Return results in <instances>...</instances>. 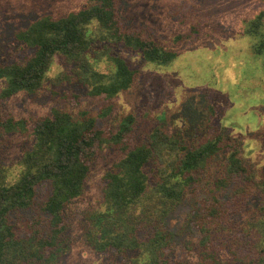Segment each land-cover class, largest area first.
Listing matches in <instances>:
<instances>
[{
	"label": "trees",
	"instance_id": "trees-1",
	"mask_svg": "<svg viewBox=\"0 0 264 264\" xmlns=\"http://www.w3.org/2000/svg\"><path fill=\"white\" fill-rule=\"evenodd\" d=\"M182 11L188 26L175 42L211 28L235 32L250 41L243 66L256 59L264 66V0H192L173 14ZM222 11L235 21L223 23ZM127 22L120 0H86L14 27L7 37L12 50L2 56L0 47V99L33 95L46 83L54 96L46 112L30 119L0 106V264H63L76 246L105 254L101 264H264V165L248 162L244 141L215 123L211 91L184 101L178 129L163 114L155 120L129 112L103 125L87 110L58 105L109 101L129 90L139 70L119 45L141 64L168 67L178 57L146 23ZM18 50L30 54L18 61ZM55 57L64 69L49 79ZM242 73L248 81L252 71ZM111 106L99 117L108 120ZM256 138L264 146V132ZM13 143L20 152L9 161ZM105 152L111 160L100 196L85 202ZM182 204L191 210L176 244L170 216Z\"/></svg>",
	"mask_w": 264,
	"mask_h": 264
},
{
	"label": "rangeland",
	"instance_id": "rangeland-1",
	"mask_svg": "<svg viewBox=\"0 0 264 264\" xmlns=\"http://www.w3.org/2000/svg\"><path fill=\"white\" fill-rule=\"evenodd\" d=\"M120 1L128 25L146 23L151 35L165 46L178 50V57L168 67L141 64L136 53L119 45L123 58L130 66L139 70V77L129 90L109 101L99 97L95 101L82 100L78 105H71L65 100H58L61 102L58 105L64 104L71 111L87 110L103 125L129 112L136 116L147 114L155 120L163 114L165 124L171 129H178L184 127L179 116L184 101L192 95L208 92V89L212 92L210 103L213 106L215 104L217 116L219 114L216 118L215 113L213 114L215 123L222 124V128L226 126V131L231 136L244 141L242 154L248 162L264 165V146L256 138L258 133L264 132V66L258 63V59L254 60L253 64L246 63L243 66L244 56L241 57V53L243 49H250V41H244L235 32L211 28L209 34L204 33L201 37L177 43L173 36L185 30L188 25L180 22L186 20L185 12H178L177 15L173 12L176 8H187L192 0ZM85 2L86 0H0V47H5L1 55L12 50L13 43L7 37L14 27H23L44 13L56 16L78 9ZM231 13H220V19H223L226 25L235 21L231 18L232 15H228ZM29 54V50H18L13 58L21 61ZM105 67L102 62L101 68ZM242 67L244 71H252L248 81L242 73ZM63 69L60 58L55 57L47 74L48 78L55 79ZM206 71L208 78L204 74ZM53 99L52 87L46 83L33 95L21 94L13 99H0V106L16 117L24 116L30 119L46 112ZM107 106H111L112 110L107 116L108 120H105L99 117V114L101 109ZM252 132L254 136L251 135ZM19 152L17 144L13 143L8 160H15ZM110 160L106 152L98 159L87 185L85 202H95L100 196L101 177L104 169L110 165ZM14 172L17 173L18 170L15 168ZM190 210V204H182V207L170 216L169 228L176 233V244L181 243L184 237L181 236V230L186 225ZM63 256V264L106 262L105 254H94L82 246L71 248Z\"/></svg>",
	"mask_w": 264,
	"mask_h": 264
}]
</instances>
